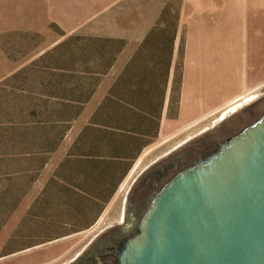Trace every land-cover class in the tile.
Here are the masks:
<instances>
[{
    "label": "rangeland",
    "instance_id": "obj_1",
    "mask_svg": "<svg viewBox=\"0 0 264 264\" xmlns=\"http://www.w3.org/2000/svg\"><path fill=\"white\" fill-rule=\"evenodd\" d=\"M81 5L69 3L65 27L43 8L37 33H0V264L35 253L44 255L37 264H50L53 255L51 264L73 262L96 235L122 221L139 174L214 127L229 106L264 94V74L244 76L240 33L230 34L240 48L215 68L214 95L207 91L204 104L189 91L182 101L195 41L178 23L180 0H123L92 18ZM260 6L264 18V0ZM17 64L23 66L10 74ZM74 141L126 161L104 192L100 179L91 183L92 197L68 193L59 181L77 183L84 173ZM39 142L54 149L45 160L34 154Z\"/></svg>",
    "mask_w": 264,
    "mask_h": 264
},
{
    "label": "water",
    "instance_id": "obj_2",
    "mask_svg": "<svg viewBox=\"0 0 264 264\" xmlns=\"http://www.w3.org/2000/svg\"><path fill=\"white\" fill-rule=\"evenodd\" d=\"M250 106L146 168L63 264H264V94Z\"/></svg>",
    "mask_w": 264,
    "mask_h": 264
},
{
    "label": "crops",
    "instance_id": "obj_3",
    "mask_svg": "<svg viewBox=\"0 0 264 264\" xmlns=\"http://www.w3.org/2000/svg\"><path fill=\"white\" fill-rule=\"evenodd\" d=\"M121 1L123 0H0V33H37L39 30L37 26L39 9L44 8L47 18H53L55 22L65 27L70 16V2L82 3L81 12L86 13L87 9L86 17L92 18ZM261 1L180 0L178 23L185 28L186 33L194 35L195 41L189 68L183 77L182 101H184L183 98L191 97V92H193L196 98L203 99L201 101H205L204 104H206V99L210 96H207L206 92L210 91L214 95L213 86L218 74L215 68L228 61L226 55L230 49L240 48L239 39L231 38L230 34H244V49L246 51L244 76L250 75L256 79L257 72H260L261 75L264 74V50L261 43V38H264V31L261 29L264 18L261 14ZM22 66V64H17L9 73H16ZM220 75L221 81H223V71ZM3 78H5L4 73H0V80ZM189 91L191 92L189 93ZM248 97L252 96L247 95L243 98ZM234 100L237 102L240 99L236 97ZM208 111H214V107ZM42 256L44 255L31 254L30 257H27L29 261L22 259L16 264H30V262L37 264ZM57 258L58 255H53L46 261L51 259L52 263Z\"/></svg>",
    "mask_w": 264,
    "mask_h": 264
},
{
    "label": "trees",
    "instance_id": "obj_4",
    "mask_svg": "<svg viewBox=\"0 0 264 264\" xmlns=\"http://www.w3.org/2000/svg\"><path fill=\"white\" fill-rule=\"evenodd\" d=\"M86 74L87 76H91L93 73L92 71H86ZM123 143L125 144L126 141H123ZM73 145L80 146L81 154H78V159H80V162L85 167L84 173L82 174V177L79 176L77 183H73L72 179L69 180L59 179V181L62 182L63 187L66 189L68 193L69 192L72 194L81 193L92 197L91 189L93 188H91V183H93V180H96L97 182V180L100 179L102 181L100 192H104L105 190H103V188L107 185L109 179L113 178L114 172L117 171V169L122 164V162H126V161L125 160L119 161L117 157L108 154L100 155L99 153L94 152L93 149L89 151L88 149L90 146L88 141H74ZM104 147L106 148V150L114 149L111 141L104 142ZM53 150H54L53 147L52 149H49L45 146L44 143L39 142L37 148L34 151V154L37 155L39 159L45 160L46 158L45 156L49 155L51 152H53ZM69 154H71V152Z\"/></svg>",
    "mask_w": 264,
    "mask_h": 264
},
{
    "label": "bare ground",
    "instance_id": "obj_5",
    "mask_svg": "<svg viewBox=\"0 0 264 264\" xmlns=\"http://www.w3.org/2000/svg\"><path fill=\"white\" fill-rule=\"evenodd\" d=\"M257 96L250 98L248 100H245L243 102H238V104H235L234 106L229 107L228 110L223 111L216 119V125L214 127H220L226 122H231L232 119L238 117L243 112L248 110L251 106V103L255 101ZM256 104V103H255ZM253 105V104H252ZM213 127V126H212ZM214 130V128H212ZM204 132V131H203ZM122 223V221H119L117 224Z\"/></svg>",
    "mask_w": 264,
    "mask_h": 264
}]
</instances>
